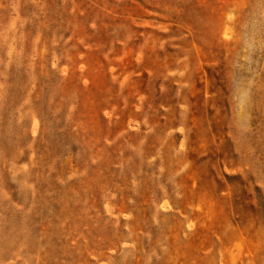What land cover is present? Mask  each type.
Wrapping results in <instances>:
<instances>
[{
  "label": "rangeland",
  "instance_id": "1",
  "mask_svg": "<svg viewBox=\"0 0 264 264\" xmlns=\"http://www.w3.org/2000/svg\"><path fill=\"white\" fill-rule=\"evenodd\" d=\"M0 264H264V0H0Z\"/></svg>",
  "mask_w": 264,
  "mask_h": 264
}]
</instances>
